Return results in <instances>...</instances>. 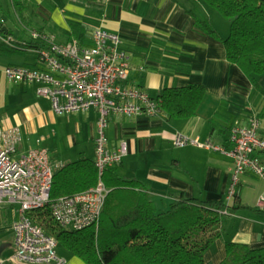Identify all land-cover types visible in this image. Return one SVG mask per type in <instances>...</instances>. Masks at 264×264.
Wrapping results in <instances>:
<instances>
[{"label":"crops","instance_id":"1","mask_svg":"<svg viewBox=\"0 0 264 264\" xmlns=\"http://www.w3.org/2000/svg\"><path fill=\"white\" fill-rule=\"evenodd\" d=\"M9 4L10 0H0V13L5 14ZM24 15L29 25L14 13V18L5 15L3 25L10 28V35L0 30V127L18 128L15 154L45 147L53 167L83 156L95 158L97 108L56 113L51 101L37 94L38 83L9 80L4 68L9 64L46 67L37 47L26 45L30 28L66 42L75 34L79 39L86 35L89 41L91 29L105 26L119 33L121 46L130 56L126 85L153 97L173 85L201 83L205 89L196 113L187 118L168 119L162 112L110 114L108 146L127 145V153L115 164L119 173L140 178L158 207L179 193L228 203L237 197L242 206L223 218L221 236L205 250L211 264L224 258L226 241L264 246V175L246 169L235 193L229 195L231 156L191 144L172 145L174 133L181 130L229 147V127L234 122L248 124L253 115L260 118L259 133L264 136V75L253 80L240 64L227 58L223 40L198 25L197 15L207 16L221 36L229 32L214 24L207 4L200 0H32ZM71 21L79 23L76 28ZM1 44L7 45L8 53L2 52ZM259 156L264 163V153ZM19 215L17 205L1 204L0 264H27L13 257L12 223ZM58 253L67 258L65 264H88L65 246Z\"/></svg>","mask_w":264,"mask_h":264},{"label":"built area","instance_id":"2","mask_svg":"<svg viewBox=\"0 0 264 264\" xmlns=\"http://www.w3.org/2000/svg\"><path fill=\"white\" fill-rule=\"evenodd\" d=\"M29 35L42 39L46 45L37 48L45 68L9 64L5 75L12 81L38 83L37 94L48 98L56 113L97 108L95 163L97 182L73 194L51 200L53 165L48 149L34 147L14 157L18 128L0 127V206L17 205L20 215L12 223L13 257L27 264H65L67 258L57 251L58 241L35 223L27 210L44 206L50 200L54 220L64 228L78 229L98 224L109 188L102 174L106 166L119 163L127 153L122 142L116 148L108 146L106 127L110 114L127 116L142 112H161L157 100L146 90L125 84L130 69V56L121 46L118 32L105 26L91 29L89 41L72 36L59 42L51 33L30 28ZM260 118L250 117L248 124L234 122L230 126L231 146L214 142L210 137L190 135L177 130L172 137L175 147L193 144L220 150L232 157L234 167L229 195L236 191L240 174L246 169L264 175V136L259 133Z\"/></svg>","mask_w":264,"mask_h":264},{"label":"trees","instance_id":"3","mask_svg":"<svg viewBox=\"0 0 264 264\" xmlns=\"http://www.w3.org/2000/svg\"><path fill=\"white\" fill-rule=\"evenodd\" d=\"M31 1L10 0V9L0 13V30L6 36L11 30H2L5 15L14 18L15 13L23 24L29 25L30 20L24 14ZM200 1L223 14L230 29L221 36L211 20L201 15L196 17L198 25L220 37L227 58L258 80L264 75V0ZM78 24L71 21L72 28ZM79 37L82 42L88 40L86 35ZM10 39L12 42L11 36ZM26 45L39 48L46 43L29 35ZM204 91L201 83L173 85L164 87L154 98L166 118L181 119L196 113ZM97 173L95 158L88 156L54 167L51 200L95 184ZM102 178L109 191L97 225L62 227L51 214V200L42 207L27 210L35 223L88 264H211L204 257L205 250L221 236L223 218L242 206L237 197L228 203L179 193L167 205L158 207L143 181L121 175L117 165L106 166ZM245 263L264 264V246L226 241V254L218 264Z\"/></svg>","mask_w":264,"mask_h":264},{"label":"rangeland","instance_id":"4","mask_svg":"<svg viewBox=\"0 0 264 264\" xmlns=\"http://www.w3.org/2000/svg\"><path fill=\"white\" fill-rule=\"evenodd\" d=\"M210 12H211V14L213 16L214 24L218 25V28H221L224 32L226 31V33H227L229 31V29H230L229 20L223 14H221L216 9H214L213 7L212 8L210 7ZM1 49H2V52H7L8 53L7 50H4L6 48L3 47ZM9 50L14 51L13 49H9ZM188 145H190V144H188ZM191 145H193V144H191ZM15 156H17V154H14V157ZM58 244L59 245L57 246V250L60 251V249H62V247H64V245H62L60 243H58ZM245 264H247V263H245Z\"/></svg>","mask_w":264,"mask_h":264},{"label":"water","instance_id":"5","mask_svg":"<svg viewBox=\"0 0 264 264\" xmlns=\"http://www.w3.org/2000/svg\"><path fill=\"white\" fill-rule=\"evenodd\" d=\"M2 29L6 30V26H2ZM2 249H3V245L0 244V254H1Z\"/></svg>","mask_w":264,"mask_h":264}]
</instances>
